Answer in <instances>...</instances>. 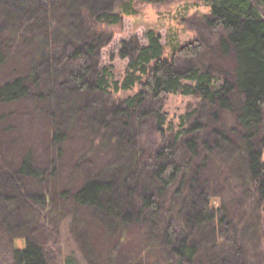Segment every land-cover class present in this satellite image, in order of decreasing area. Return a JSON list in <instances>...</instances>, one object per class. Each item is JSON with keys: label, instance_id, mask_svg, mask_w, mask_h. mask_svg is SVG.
<instances>
[{"label": "trees", "instance_id": "16d2710c", "mask_svg": "<svg viewBox=\"0 0 264 264\" xmlns=\"http://www.w3.org/2000/svg\"><path fill=\"white\" fill-rule=\"evenodd\" d=\"M137 1L0 0V147L13 148L24 178L0 195V264H54L13 220L29 195L46 210L72 207L82 258L71 250L62 264H103L94 227L118 245L136 230L165 264H264V0H199L209 11L189 17L197 36L170 48L156 28L123 39L120 71L102 50ZM176 96L199 101L171 117ZM26 98L45 127V166L13 134ZM75 132L114 156L92 177L61 181ZM115 250L104 264H129Z\"/></svg>", "mask_w": 264, "mask_h": 264}, {"label": "rangeland", "instance_id": "374dc122", "mask_svg": "<svg viewBox=\"0 0 264 264\" xmlns=\"http://www.w3.org/2000/svg\"><path fill=\"white\" fill-rule=\"evenodd\" d=\"M38 1L42 3L46 0ZM135 6L139 13L133 16L126 15L122 24L111 27L113 39L102 50L104 63L114 65L120 71L124 69L127 61L118 56L120 42L123 39L137 35L143 40L148 28H156L161 33L162 42L170 48L173 43L186 42L197 36L196 25L190 21L189 17L195 13L200 14L209 11V7L199 0H163V2L138 0L135 2ZM2 9L3 6L0 3V25L2 24ZM261 10L264 14V6H261ZM225 63L227 66L233 64L231 60H227ZM14 68L18 67L8 66L6 68L9 75V70ZM198 101L199 99H193L192 97L180 98L176 96L165 102V108L170 111L171 117H173V114H177V112L183 113L185 109L194 108ZM83 113L82 115H84ZM14 116L16 119L12 123L14 126L13 134L15 139L20 142H17L19 151L25 148L31 150L35 162L45 166L48 160L45 127L35 109L34 101L31 98L23 100L17 105ZM83 118L84 116H81L80 121L76 124L78 125ZM174 119L177 120L176 117ZM69 139L65 147V155L61 159V181H69L74 178L81 182L85 177H92L96 171L108 162L107 159L114 156L112 149L101 153L100 148H94L95 143L92 135L83 134L80 136L79 133L75 132ZM14 153L8 142H4L0 147V195H3V190L6 191L7 188L9 191L14 189L13 191L16 192L19 190H15V187L21 186L24 189V178L15 171ZM19 199L21 201L15 207L13 220L20 223L28 235L43 244L52 263L62 264L64 256L71 250H74L79 258H82L78 242H74L73 233L70 229V223L73 220V216L70 214L72 207L63 206L64 209L59 213L53 211V208L51 210L44 209L40 202L31 195L27 198L19 196ZM0 206H2V203H0ZM93 229L96 237L92 240L94 249L99 252L98 255L103 264L110 253L119 254L115 247L121 248L120 251L124 253L126 260L123 257L122 259L126 263L155 264L154 261L157 260L162 262L160 264H165L162 261V250H156V254L150 253L148 245L143 241L142 236L137 235L136 230L133 231L131 237H126L128 240L125 238L126 240L124 239V242L118 245L119 238H116V236L110 237L111 233L108 232V234L105 231L103 233L98 227Z\"/></svg>", "mask_w": 264, "mask_h": 264}]
</instances>
